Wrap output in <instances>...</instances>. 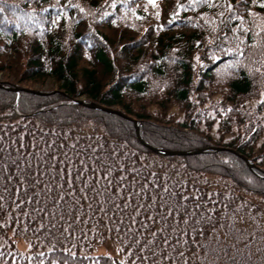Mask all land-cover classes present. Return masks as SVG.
I'll use <instances>...</instances> for the list:
<instances>
[{
    "label": "trees",
    "instance_id": "trees-1",
    "mask_svg": "<svg viewBox=\"0 0 264 264\" xmlns=\"http://www.w3.org/2000/svg\"><path fill=\"white\" fill-rule=\"evenodd\" d=\"M178 5L0 0V264H264V7Z\"/></svg>",
    "mask_w": 264,
    "mask_h": 264
},
{
    "label": "snow or ice",
    "instance_id": "snow-or-ice-1",
    "mask_svg": "<svg viewBox=\"0 0 264 264\" xmlns=\"http://www.w3.org/2000/svg\"><path fill=\"white\" fill-rule=\"evenodd\" d=\"M150 2L153 3V6H155V0H150ZM247 2H248V0H237L236 5H233V4L231 3V0H187V5H178V6H177V11H179L180 8L185 7V6H189V7H193V8H195V7H197L199 4H206L209 8H218V9H219V8H225V9H227V11H228V16H225L223 11H218V12L216 13V17H217V18H218V17H224L225 20H228V19H233V20H235V19H239V20L241 21V23H240V25H239V28L243 29L244 32H249L250 29H249L248 27H245V26H244V22H243V21H244V18H243V17H238V16L236 15V9L239 8L240 4H241V3H247ZM251 4H252V5H258V6L264 7V0H251ZM77 7H79V5H77ZM81 11H84V9H81ZM245 11H246L251 17H253V25H252V28H254L255 31H256L257 33H264V17H260V15H259L258 13H256L255 11H253V9H252L251 7L246 8ZM172 15H173V18H175V15H176V14L173 13ZM57 19H59V17H57ZM206 19H207V17H206ZM209 22H211V21H209ZM223 22H224V21L222 20L221 23H223ZM53 23L55 24V21H53ZM213 30H215V28H214ZM232 31L235 32L236 29L233 28ZM217 38L219 39V37H217ZM226 38H227V37H225V39H226ZM236 39H237V41H238L239 44H242V43H243V40H242L241 37L237 36ZM196 43L199 44V41H197ZM252 43H253V45H256V44H257V41L254 39V40L252 41ZM228 51H229V52H239L240 50H239V47H237V48H235V49L230 47V48H228ZM243 55H244V53L241 52V53H240V56L242 57ZM193 59H197V60H198V57H194ZM237 63H239V61H237ZM232 66H233V65H229V67H232ZM193 67H195V65H193ZM260 70H261V69H259V68L257 69V71H260ZM249 71L251 72L252 69L249 68ZM261 101H264V92L261 93V100H260V101H257V103H260ZM52 159H55V157H52ZM122 167H123V165H121V168H122ZM69 169H70V165H69ZM40 175H43V173H40ZM103 176L107 177V176H108V172L105 171V172L103 173ZM8 179L11 180L12 177L9 176ZM20 180H21V181H25V177L22 175V176L20 177ZM69 182H70V181H69ZM143 187H144L145 189H147V188L149 187V185L145 184V185H143ZM153 187H154V186H153ZM123 188H124V185L121 183V184H119V186H118V188H117V191H120V190L123 189ZM136 191H137V192H140V189H136ZM129 195L131 196V193H129ZM171 195H176V194H175V193H171ZM0 199H2V197H0ZM29 199H31V197H29ZM156 199H157V197H155V196L151 197V200L153 201V206H155V200H156ZM179 199L186 200L187 197L180 196ZM22 202H23V201H21V203H22ZM125 207H127V204H125ZM141 207H143V205H141ZM159 207H160V208H164V209H165L166 211H168L169 213H171V211H172V209L169 208V207H168L165 203H163V202L159 205ZM197 207H198V205H197ZM137 211H138V210H137ZM45 214H47V213H45ZM76 219L78 220L79 217H76ZM144 219L147 221V220H151V219H153V217H152L151 215H147V216L144 217ZM161 219L164 220L165 218H164V217H161ZM184 219H185V221H187V220L189 219V217L185 214ZM165 222H166V221H165ZM132 223L135 224L136 221L133 219V220H132ZM51 226H54V225H51ZM41 227H43V225H41ZM64 230L67 231V230H69V229L65 228ZM177 230H178V229H177ZM178 231H179V230H178ZM156 235H157L156 232L151 233V237H156ZM181 235L183 236L184 233L181 232ZM170 242H172V237H171V236H168L167 239H163V238H161L160 241H159V243H157V240H155V239H152V240H151V244H152V246H154V247H156V248H158V249L160 248L161 245H163V246H167V247H171L172 245H171ZM133 243L139 244V243H141V242H140V241H136V240H134ZM174 243H181V241H174ZM29 247H31L30 244H29ZM48 250H49V251H53L54 249H51V248H50V249H48ZM65 250H66V249H65ZM139 250H140V252H142V253H146V255L142 256L140 259L144 262V264H147V261H148V255H147V254H151V253H152V248H151V247H146V248H145V247H141ZM129 251L131 252L132 250L129 249ZM177 254L180 255L181 258H183V253H177ZM42 255H43V253H41V256H42ZM161 260H163V261H169V264H175V261H174L171 257L165 255L163 252H161ZM41 264H43V261H41ZM52 264H58V262L55 261V260H53V261H52ZM65 264H67V261H65Z\"/></svg>",
    "mask_w": 264,
    "mask_h": 264
},
{
    "label": "water",
    "instance_id": "water-1",
    "mask_svg": "<svg viewBox=\"0 0 264 264\" xmlns=\"http://www.w3.org/2000/svg\"><path fill=\"white\" fill-rule=\"evenodd\" d=\"M1 83H0V87H1ZM8 89H13L14 91H17L18 89L17 88H8ZM30 92H32L33 94H37V95H41V94H44V92L40 91V90H37V89H30ZM76 103H79V104H83L87 107H91V108H96V109H99V110H104V111H107V112H110V113H116V114H119V115H123L120 111H118L117 109L113 108V107H108V106H103V105H100L98 103H95V102H87L83 99H75L74 100ZM133 123H134V126H135V132H136V136L138 138V140L145 146H147L149 149H151L152 151L156 152V153H159V154H162V155H173V154H194V153H200L202 152L203 150H221V149H227L225 147H215V146H208L206 147L205 149H196V150H193V151H179V150H167V149H164V148H158V147H155L153 145H150L148 144L147 142H145L140 133H139V129H138V125H137V122L135 120H133ZM230 150V149H229ZM240 157L244 158L242 155H240ZM247 165L252 168V164H250L247 159H245Z\"/></svg>",
    "mask_w": 264,
    "mask_h": 264
},
{
    "label": "rangeland",
    "instance_id": "rangeland-1",
    "mask_svg": "<svg viewBox=\"0 0 264 264\" xmlns=\"http://www.w3.org/2000/svg\"><path fill=\"white\" fill-rule=\"evenodd\" d=\"M0 78H1V75H0ZM37 83H39V82H37ZM40 84H42L41 86H38V85H33L31 88L32 89H37V90H39V88H42V89H46V88H48V86H51V84H52V81H51V79L49 78V79H47V80H44L42 83H40ZM251 164V163H250ZM249 167V166H248ZM252 167H253V165H252ZM20 246L22 247V248H24V246H25V242L23 241V240H20Z\"/></svg>",
    "mask_w": 264,
    "mask_h": 264
},
{
    "label": "bare ground",
    "instance_id": "bare-ground-1",
    "mask_svg": "<svg viewBox=\"0 0 264 264\" xmlns=\"http://www.w3.org/2000/svg\"><path fill=\"white\" fill-rule=\"evenodd\" d=\"M18 89V88H17ZM30 89H32V88H20V90H23V91H26V92H29V93H32V92H30ZM33 94V93H32ZM75 100V99H74ZM75 102V101H74ZM104 111V110H103ZM119 111V110H118ZM107 112V111H106ZM110 113V112H109ZM122 113V112H121ZM123 114V113H122ZM122 116H124V117H128V116H126V115H122Z\"/></svg>",
    "mask_w": 264,
    "mask_h": 264
}]
</instances>
